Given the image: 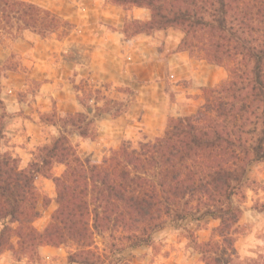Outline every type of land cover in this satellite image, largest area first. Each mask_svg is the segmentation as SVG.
Wrapping results in <instances>:
<instances>
[{"label": "trees", "instance_id": "trees-1", "mask_svg": "<svg viewBox=\"0 0 264 264\" xmlns=\"http://www.w3.org/2000/svg\"><path fill=\"white\" fill-rule=\"evenodd\" d=\"M106 1L149 11L148 21L126 23L124 34L178 29V51L226 66L228 77L203 87L196 111L169 118L160 136L123 140L99 162L82 158L71 136L93 139L94 118H117L127 102L74 86L84 111L41 114L40 123L56 127L58 134L22 167L7 144L9 115L0 97V255L10 251L17 260L39 261L41 247L70 246L67 264H129L124 252L151 246L154 234L169 223L210 217L218 225L209 240L188 235L203 264H264L263 257L241 261L236 254L241 209L234 203L249 166L264 162V0ZM73 29L39 4L0 0L2 35L27 30L44 39L64 38ZM5 69L16 71L12 65ZM57 165L64 167L60 175L53 174ZM38 177L50 179L56 195L42 230L33 225L41 215ZM97 236L107 239L102 252Z\"/></svg>", "mask_w": 264, "mask_h": 264}, {"label": "rangeland", "instance_id": "rangeland-1", "mask_svg": "<svg viewBox=\"0 0 264 264\" xmlns=\"http://www.w3.org/2000/svg\"><path fill=\"white\" fill-rule=\"evenodd\" d=\"M39 4L74 29L67 37L41 38L31 31L16 36L0 34V97L9 115L5 134L11 151L26 167L38 146L48 144L56 127L40 123V115L53 110L60 116L84 111L74 86L99 89L107 97L129 104L117 118L95 117L96 135L82 139L72 135L82 158L101 161L123 140L135 143L143 136H160L169 118L189 115L203 103V87L219 84L228 77L226 66L178 51L182 33L178 29L132 36L124 25L145 22L146 8L115 6L106 0H24ZM12 65L16 71H6ZM129 88L133 94L124 93ZM122 89V91H120ZM93 111H90V115ZM64 167L57 165L54 175ZM41 215L33 223L42 230L56 208L55 187L50 179L38 177ZM241 209L236 228L235 251L241 261L264 258V162L249 166L242 189L234 198ZM218 221L210 217L169 223L153 236L151 246L128 249L129 264H203L188 243L192 233L198 241L209 240ZM105 236H97L99 251L106 249ZM51 247V246H50ZM39 249V261L17 260L10 251L0 255V264H67L70 246Z\"/></svg>", "mask_w": 264, "mask_h": 264}, {"label": "crops", "instance_id": "crops-1", "mask_svg": "<svg viewBox=\"0 0 264 264\" xmlns=\"http://www.w3.org/2000/svg\"><path fill=\"white\" fill-rule=\"evenodd\" d=\"M44 250H46V251H48V252H51V253H53V252H55V248H53V247H50V246H44V247H42Z\"/></svg>", "mask_w": 264, "mask_h": 264}]
</instances>
